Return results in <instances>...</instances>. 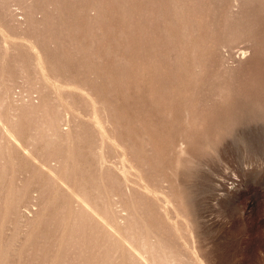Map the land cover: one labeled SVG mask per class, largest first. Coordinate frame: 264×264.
<instances>
[{
  "label": "rangeland",
  "instance_id": "rangeland-1",
  "mask_svg": "<svg viewBox=\"0 0 264 264\" xmlns=\"http://www.w3.org/2000/svg\"><path fill=\"white\" fill-rule=\"evenodd\" d=\"M0 264H264V0H0Z\"/></svg>",
  "mask_w": 264,
  "mask_h": 264
},
{
  "label": "bare ground",
  "instance_id": "bare-ground-1",
  "mask_svg": "<svg viewBox=\"0 0 264 264\" xmlns=\"http://www.w3.org/2000/svg\"><path fill=\"white\" fill-rule=\"evenodd\" d=\"M10 135V134H9ZM11 138H12V136H11ZM14 139V138H13ZM25 152V154L27 155V156H29L30 158H32L31 157V155H29V153L27 152V151H24L23 150V153ZM49 171V170H48ZM135 251V250H134ZM135 253H137V251L135 252ZM139 253V252H138ZM138 256V255H137ZM139 256H140V258L142 257L143 258V256H141L140 254H139ZM145 259V258H144Z\"/></svg>",
  "mask_w": 264,
  "mask_h": 264
}]
</instances>
